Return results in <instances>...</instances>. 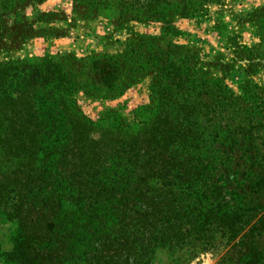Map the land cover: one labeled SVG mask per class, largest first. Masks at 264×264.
<instances>
[{
  "label": "trees",
  "instance_id": "obj_1",
  "mask_svg": "<svg viewBox=\"0 0 264 264\" xmlns=\"http://www.w3.org/2000/svg\"><path fill=\"white\" fill-rule=\"evenodd\" d=\"M212 1L97 6L174 31L173 17H192ZM257 34L253 50L264 60V24ZM135 62L139 77L151 72L161 83L156 114L132 135L85 119L71 94L90 81L120 94ZM210 73L189 48L160 36L85 61L0 63V215L17 230L0 260L151 264L161 248L191 245L193 253L221 242L233 264H264V143L255 138L264 134V95L250 78L236 95Z\"/></svg>",
  "mask_w": 264,
  "mask_h": 264
},
{
  "label": "rangeland",
  "instance_id": "obj_2",
  "mask_svg": "<svg viewBox=\"0 0 264 264\" xmlns=\"http://www.w3.org/2000/svg\"><path fill=\"white\" fill-rule=\"evenodd\" d=\"M97 2L0 0V63L68 55L85 61L94 54L122 53L130 44L139 49L140 37L160 36L165 43L189 48L210 70L211 78L223 80L236 95L242 94L241 87L249 78L264 95V60L253 50L260 43L257 28L264 24V16L258 12L264 10V0H214L192 17H173L174 31L164 30L162 22L139 19L134 13L116 18ZM136 62L137 71H126L132 77L120 94L106 95L90 81V87L71 94L74 107L104 129L137 134L157 112L158 94L153 88L159 90L161 83L151 72L139 77ZM258 101L260 98L255 99ZM255 138L257 144L264 143L263 133L257 132ZM64 208L69 206L65 203ZM16 232L15 223L0 215V253L12 249ZM262 244L264 247V239ZM191 248L186 245L173 252L166 247L158 249L151 264H233L224 243L198 247L193 253ZM0 264L8 263L0 260Z\"/></svg>",
  "mask_w": 264,
  "mask_h": 264
}]
</instances>
